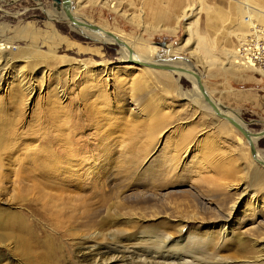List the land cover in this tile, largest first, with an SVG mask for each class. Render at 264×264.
Masks as SVG:
<instances>
[{"label": "rangeland", "instance_id": "obj_1", "mask_svg": "<svg viewBox=\"0 0 264 264\" xmlns=\"http://www.w3.org/2000/svg\"><path fill=\"white\" fill-rule=\"evenodd\" d=\"M104 1L71 0L69 9L78 20L136 42L135 48L145 51L155 62L181 64L193 69L200 75L202 85L212 99L222 109L236 113L252 132L264 129V75L254 70L234 74L223 69L226 54L236 51L239 42L242 43L249 33L251 35L252 29L241 24L242 16L239 13L245 0H109L106 6L102 5ZM190 1L192 4L185 11L188 16L179 18L175 23L176 16L184 11ZM248 3L253 10L264 14V0H248ZM165 9L169 12V19H157L160 11ZM57 13L59 12L52 7L51 0H0V128L5 132V136L1 137L5 149H0V165H7L11 159L20 161L23 157L21 152L26 148L49 147L56 150L58 147L54 140L45 141V135L54 139L57 121L62 119L66 122L64 126L68 127L65 126V131L71 132H66L69 136L84 133L85 135H80L90 138L91 142H95L92 138H100L101 143L113 152L133 148L127 150V157L137 158L139 161L145 157L146 152H150L138 168L141 170L139 174L134 173L117 182L115 172L104 176L107 181L106 190L117 195L115 199L122 198L126 206L148 208L155 205L160 214L143 223L145 229L147 227L153 232L168 234L170 229L164 221L165 211L168 207L177 209L180 206L178 210L183 212V216L185 212L199 211L207 218L212 213L220 215L222 212V217L226 218V228L236 231L237 223L242 222L245 230L251 227L250 220H253L260 225L258 229L261 234L264 231V187L254 185L250 181V174L253 168H264L252 163L243 137L209 112L191 106L199 97H191L194 88L190 80L184 77L178 79L174 72L148 69L120 60L121 48L113 42L103 37L95 38L106 42L102 43L83 36L64 20L54 18ZM255 19L258 27L264 29L262 15L260 18L252 17V20ZM188 24L191 25V33H188ZM167 26L175 27V30L165 29ZM198 39L208 49L209 57L203 54V50L196 48ZM3 54H9L11 57L8 56V59L11 61L3 60ZM163 73L167 75V79L161 76ZM140 76L147 81L149 89H144L145 96L142 95L135 106L129 89ZM57 87L64 89L63 99L58 97ZM119 93L123 95L119 96ZM93 108L97 110L96 113ZM59 111H62L61 115ZM156 111L167 123L147 150L148 130L145 128ZM151 114L152 117L149 116ZM88 123L89 126H86ZM219 125H224V132H216ZM144 130L146 134L143 133ZM80 135V139L83 138ZM190 135L193 136V143L189 144L188 157L178 167L172 168L164 157L165 151L169 149L170 143V149H174ZM126 138H129V142ZM155 144V149L150 150ZM84 145L82 142L77 143L80 148H88ZM254 145L264 155V136L255 140ZM116 161L118 163L115 159L114 162ZM155 161L158 166L153 169L152 175L158 178L157 186L150 183L147 186L149 189L140 188L138 184L150 179L143 169ZM162 174L166 175L163 177ZM100 176L96 175L94 180L98 188L102 187L103 182V176ZM29 178L32 179V176ZM37 179L42 185L47 184L46 181ZM12 180L9 178L7 184L1 183L0 208L15 213L19 208L18 199L28 194L26 190H31V182L23 180L11 185ZM6 187L9 188L8 196L4 195ZM54 188L43 187L44 194L35 190L28 195L36 198L39 203L45 201L63 208L65 212L77 207L79 194H60ZM250 199L255 200L262 208V211H255L254 216H250L248 208ZM162 205L168 207L162 208ZM232 205L234 210L229 211V206ZM103 213L91 219L98 220L96 222L101 218L106 219L103 225L105 228L97 229L93 225L91 229L80 231L65 240L66 248L62 251L61 259L63 264H86L84 254L87 251L83 252L82 243L87 236L93 237L89 245L105 247L101 252L110 251L118 258L108 264H145L149 263V258H158L150 255V251L148 254L151 257L146 253L140 256L137 251L141 248L134 247L137 235L116 244L115 239H110L111 236H135L139 231L137 221L128 220L131 218L127 215L108 217ZM170 218L176 220L173 214ZM219 223L223 225V221L217 219L203 223L190 222L186 226L187 229L198 227V231L208 234L218 232ZM245 236L243 235L244 238L248 237ZM234 247L219 254L225 260L230 258L229 261L226 260L229 264H259L264 260V257L257 259L264 255V241L257 243L254 248L251 245L246 250ZM146 248L151 249L150 246ZM0 250V264H22L15 252ZM94 252L96 251H92ZM160 261L156 259L155 262Z\"/></svg>", "mask_w": 264, "mask_h": 264}, {"label": "bare ground", "instance_id": "obj_2", "mask_svg": "<svg viewBox=\"0 0 264 264\" xmlns=\"http://www.w3.org/2000/svg\"><path fill=\"white\" fill-rule=\"evenodd\" d=\"M70 2L71 0H61L58 5V9H56L59 13H57V15L56 16L54 15L53 17L59 18L60 20L62 19L67 23L70 21L67 18L66 13H69L72 18L76 19L74 14L72 13V10L68 8V5L70 4ZM108 4H109V0H105L102 5L106 6ZM191 4H192V1L189 2V4L186 6L184 11H182V13L176 16L175 23H177L179 18L186 17L187 13L185 11H188ZM174 5H177V4H174ZM253 9L254 8L251 6V4L248 3V0H245V3H243L241 10H239V13L242 16L241 24H243V26L247 25L248 27H250V29H252L251 36L253 37V40H256V41L263 40L264 41V29L258 27L256 19H255L256 21L252 20V17L260 18L261 15L264 18V14H260V11L257 12ZM169 17H170L169 12L166 11V9L165 11H160V13L157 15V19L159 20L164 19V18H167L168 20ZM244 17L248 19V23H244ZM190 26L191 25H189L188 33L190 32ZM70 27L80 32L83 36L91 38L99 42H102V43H106V42L103 39H95V38L103 37L104 39L110 40L111 42L114 43V45L121 48L119 50L120 60L124 62H129L134 65H138L144 68L154 69V68L142 66L138 63L141 61H144V62H155V61L149 58L145 51L141 52L139 51V49H136L135 48L136 42L129 41L126 37L119 35L117 33H113V32H107V31L104 32V29L98 26H97L98 27L97 30L90 29V28L83 27V26H80V27L70 26ZM165 29L175 30V27L171 28L167 26L165 27ZM97 31H98V34H95V32ZM202 44H203L202 41L198 39L196 42V48L203 50V54L206 57H209L208 49H206V47H204ZM172 51L170 50V52ZM3 55H5L3 60H6L9 57H11L9 56V54L8 55L3 54ZM8 60L11 61V59H8ZM249 61L252 62L251 60ZM3 64L6 65V63H2V65ZM163 64H167V63H163ZM174 64L175 63H172V65ZM174 66L181 69V70L174 72L178 76V79L180 77H184L190 80V82H192L193 88H194L193 89L194 93L191 95L192 98L199 97L198 99H201L200 92L197 89L196 83H195L196 76H197L200 81V85L202 89L212 99L211 95L205 89L204 85H202L201 77L196 71H194L193 69H190L189 67L182 66L181 64L174 65ZM262 68L263 67H257L255 65H251V63L243 62L240 59V57L237 56L236 51L230 52V53L228 52L226 54V61L223 67V69H225L226 72H231L234 74L235 73L240 74L242 73V71H246V70H254L264 75V68L263 69ZM142 70H143L142 72H145L144 71L145 69H142ZM161 76L167 79V75L165 73H163ZM178 79H176V81H178ZM137 80L138 81H134V80H133L134 82L132 81L133 82L131 84L132 87L129 89L131 93V99L133 103L135 104V106L139 102L140 98H142L143 93L146 92V90L144 89H146V87L147 88L149 87L147 86L149 84H147V81L143 79V76H140V78ZM56 89H57L58 97L63 99V96L65 94L64 89H60V87H57ZM121 93H119L118 95L122 96L123 94ZM143 96H145V94ZM198 99L191 103L192 107H194L195 109L205 110L206 112H209L211 116L214 115L219 120L224 122V124H229L223 118L216 116L212 112L210 107H208V105L204 101H202V99L201 101ZM215 104L218 105L216 102ZM93 110H96V109L93 108ZM102 111H98V112L101 113ZM220 111L232 117L237 123H239L241 126L246 128L245 124L240 120V118L236 115V113H233V112H230L224 109H220ZM61 112L59 111L60 115H61ZM96 112L97 110L95 111V113ZM149 112H151L150 109H149ZM149 116L152 117V114ZM57 122H58V124L56 123L57 127L56 129H54L56 130V137L54 139H51L50 137L46 136L47 134L45 135V141L54 140L55 145L58 147V148L55 147L57 148L56 150L51 149L49 147H39V148H29V149L26 148L23 152H21V156L23 157L21 160L18 159L20 161H17V160L13 161L11 159V161L8 162L7 165L5 166L0 165V193L2 191L1 183L6 182L7 184L10 178V179H13L12 181H10L11 185L16 184L17 182L20 183L23 180H29L31 182V186H30L31 190H29L26 187L28 190V191L26 190V193L28 192V194L29 192H34L35 190H39L38 192H40L41 194V192L43 193V189H42L43 187H48L51 189L52 188L55 189L54 187H56V190L59 191L60 194H63L66 192L79 194L77 195L79 197L77 207L70 210V212H65L63 211L65 209L57 207L56 205L54 206L50 205L49 203L45 201L42 203H39V201L36 198H30L31 196H29L28 194H26V196L24 197L21 196L18 199L19 208L17 212L12 213L10 211H6L0 208V249H3L4 252H8V251L15 252L20 257L22 264H63L62 263L63 261L61 259L63 257L62 251H64L66 248V245L64 244L65 240L69 239L71 236L76 235L80 231L91 229L93 225L96 226L97 229L104 227L103 225L106 219L104 220L101 218V220L99 219V222H96L98 220L93 221V219H91V218L99 216L102 212H104L103 214L108 215V217L110 216H122L123 217L127 215L128 218H131L128 220L134 219L135 222L137 221L136 227H139L138 228L139 231L135 233V236L132 234L131 235H127V234L121 235L120 234V236L117 235L118 237H116V235L114 236L113 234V236H111L110 239L112 240L115 239L114 242L118 244V243H121L123 240L125 241L129 240L133 237H136L137 235V239H136L137 244H135L136 246L134 247L141 248L137 251L138 253H140V256H142L145 253L149 255L148 251H150L149 252L150 255L152 254L158 257V258H154V257L149 258V261H148L149 263H145V264H229L227 261H229L230 258L229 259L226 258L227 261L224 258H221V256L219 255L221 251L229 250L233 246H235L234 248L239 247V249L241 250L243 249L246 250L249 246L252 245L254 248L257 243L264 241V231H262V233L260 234L261 230L258 229L259 224L257 225L255 222H253V220H250L251 227L245 230H243L244 227L242 226L243 225L242 222H239L236 224L238 232L233 229L232 230L227 229L229 227L226 228V224H225L226 218L224 219L223 218L224 216L222 217L221 215L222 212L220 211L221 209L219 210L221 212L220 215L212 213L208 215L209 217L204 218L202 213H199V211H194V213L191 212L190 210H188L190 211V213H186L184 211L185 215L183 216L182 214L183 212L181 213V210H178L180 206L179 207L176 206L177 209H173L166 205H162V208L168 207V209L165 211L164 221L167 224V228L170 229L169 233L167 234V233L153 232L149 230V228L147 227L145 229V227L142 226L143 223L147 222L148 219H153L160 214V212L157 211V208L155 207V205H151L148 208L146 206H143L142 208H140L137 205L134 207L126 206L123 203L122 198L115 199L117 195L115 196L113 192H109L108 190H106L107 188H105V184H107L106 183L107 181L104 178V176L107 174H112L111 172H115V177H116V182H117L118 179L121 180L122 178L124 179L130 175L133 176L134 173L135 175L139 174L141 170H139L138 168L141 167V165L144 163V160L150 154V152H146V155H144L145 157L143 156V154H141L140 156L144 158L140 159V161L137 158H132V157L128 158L127 150L129 148H126L125 151L123 149V152L122 151L113 152L111 150H108L106 148L107 146L105 147V144L101 143L102 140L100 138H97V139L92 138V140H95V142H91V140L89 141L90 138L83 137L85 135L84 133H77L76 135H73V136H71L70 134L69 136V134H67L66 132L68 133H71V132L65 131L68 128L66 125L65 126L67 128L64 126L65 121L61 119V120H58ZM166 123L167 122L164 121V118L160 116L159 112H157L154 117L149 118V122L146 125L148 129L145 128V130H148L147 139H146L148 142L147 150L149 149V146L151 145V143H153L155 139H157L161 130L165 128L164 126H166ZM87 125L89 126V123L86 124V126ZM54 128H55V122H54ZM72 129L74 128L72 127ZM217 129L218 130H216V132L221 133V132H224L225 127L224 125H219ZM145 130L143 131L144 134H146ZM261 132L264 133V129L261 130ZM4 133L5 132L1 129L0 130V149H5L1 143V137L4 135ZM80 134H84V135L82 136ZM78 135L82 136L83 138H86V140L83 141V138L80 139ZM136 137L138 138V136ZM129 138H131V135ZM129 138L128 139L126 138V140L128 141ZM143 140H145V138ZM192 140H193V136L190 135L187 137L186 141H184L178 146H175L174 149H170L171 143L170 145L168 144L169 149L165 151L166 156H164L168 162L166 160L165 162H167L169 166H171L172 168L173 166L178 167L181 164V162L182 163L185 162V159L189 155L188 148ZM252 140L255 141L257 139L253 137ZM5 141L8 143L7 140ZM79 142H82L83 144H85L84 146H88V148L83 149V148L78 147L77 143ZM156 144L153 145V147L150 150L155 149ZM6 147L8 148V146ZM194 147H196V145H194ZM130 149L132 150L133 148H130ZM255 157H256V160H259L260 162H264V155L260 154L257 149H256ZM115 159L118 160V163L117 161L114 162ZM253 162L257 164L254 160H252V163ZM257 165L260 168H264V165H260V164H257ZM157 166H158V162L155 161L151 163L150 165H148V167L143 169L144 173L147 174L150 179L144 181L143 183L141 182L142 184H138L140 188L149 189L147 186L150 183L151 184L155 183V187L157 186L156 182L158 178H156L157 176L152 175L153 169L155 170ZM30 175L32 176V179L29 178ZM96 175L103 176L102 187L100 186V188L97 187V184L94 181ZM165 175H163V177ZM37 178L42 179L44 182L46 181L47 184L42 185ZM98 178H101V176ZM250 181L258 187H264V169H254L253 168L250 174ZM160 186H163V184H161ZM91 188L93 189V191H91ZM8 193H9V188L6 187L4 189V195L8 196ZM49 199L52 200L53 198H49ZM59 199H61V197H59ZM229 208H228L229 211H233L234 205L229 206ZM248 208L252 212V213L250 212V216H252L255 213V211H257L258 209L262 211V208L258 205L257 202H255V200L253 201L251 200ZM206 213H204V215ZM172 214L175 215V218H176L175 221L171 220L170 218V215ZM29 217H31L32 219L31 220L28 219ZM180 217L181 219H179ZM217 219H220V221H223V225H220L219 223L220 230L218 232L215 231L214 233L209 232L208 234H206L205 232L202 233L198 231V227L197 228L192 227L191 229H187L188 227L186 226L190 222L199 221L203 223L207 220H217ZM93 230H95V227ZM138 235H143L144 237L138 236ZM243 235H246L248 237L244 238ZM92 238L91 236H87L83 238L84 241L82 243L83 245L82 250L83 252L87 251V253L84 254V260L86 261V264H108V262L110 261L118 260V258L114 256V254L112 255L110 251L101 252V249H106L105 247L89 245L88 243ZM147 246H150L151 249H147L146 248ZM229 246H232V247L229 248ZM167 248L172 249L173 251L171 250L169 251V249ZM92 251H96V252L92 253ZM0 255H2V253ZM262 257H264L263 254L260 257H257V259L261 260L263 259ZM146 259L147 258L145 257V261H147ZM156 259H160L161 261L155 262ZM259 264H264V260L260 261Z\"/></svg>", "mask_w": 264, "mask_h": 264}, {"label": "water", "instance_id": "obj_3", "mask_svg": "<svg viewBox=\"0 0 264 264\" xmlns=\"http://www.w3.org/2000/svg\"><path fill=\"white\" fill-rule=\"evenodd\" d=\"M52 1V7L56 10L58 9V5L60 3L61 0H51ZM69 8V5H68ZM67 9V8H66ZM67 18L69 19L70 22H67L68 25L72 26V27H87L90 29H95L97 30L98 27L95 25H92L90 23L84 22V21H80L78 19H74L71 17V15L69 13H66ZM140 65L145 66V67H149V68H154V69H160V70H166V71H171V72H175L178 70H181L177 67H175L172 64H163V63H158V62H138ZM196 87L200 92V97L202 99V101H204L208 107H210V109L212 110V112L220 117L223 118L224 120H226L231 126L232 128H234L245 140L247 147H248V153L249 156L252 158V160H254L257 164L260 165H264V162H260L259 160H256L255 154H256V148L254 145V141L252 140V138H256L259 139L261 137L264 136V133L261 131H250L246 128H244L243 126H241L239 123H237L232 117L224 114V112L220 111V109H222L221 106H218L215 104V102L208 96V94L202 89L201 85H200V81L198 79V77L196 76ZM220 108V109H219Z\"/></svg>", "mask_w": 264, "mask_h": 264}, {"label": "built area", "instance_id": "obj_4", "mask_svg": "<svg viewBox=\"0 0 264 264\" xmlns=\"http://www.w3.org/2000/svg\"><path fill=\"white\" fill-rule=\"evenodd\" d=\"M244 23H248V19L246 17H244ZM263 43V40H253V37L249 33L242 43L239 42L238 46L236 47V54L243 62L251 63V65L264 68Z\"/></svg>", "mask_w": 264, "mask_h": 264}]
</instances>
